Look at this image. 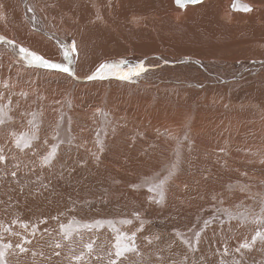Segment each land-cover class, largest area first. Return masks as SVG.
I'll list each match as a JSON object with an SVG mask.
<instances>
[{
	"label": "bare ground",
	"instance_id": "1",
	"mask_svg": "<svg viewBox=\"0 0 264 264\" xmlns=\"http://www.w3.org/2000/svg\"><path fill=\"white\" fill-rule=\"evenodd\" d=\"M17 1L21 5L18 15L20 17L21 14L20 21L23 23L22 27H25L24 37L10 34L9 38H18L22 44L33 48L50 60L56 53H60L58 63H62L64 58V46L77 41L79 60L76 61L77 53L73 52L71 67L75 75L70 77L66 73L55 70L27 67L13 49L0 44V55L13 58L16 64H23L26 67L13 64L22 70L13 68L10 75L7 76H3L0 71V98L9 97L10 92L6 91L7 89L13 90L17 94L23 92L35 94L37 91V95L43 100L38 104H42V113L50 122L46 126L47 129L57 125L59 122L58 113L62 109L59 103L68 99L72 117L82 124H72L75 135L72 142L74 145L71 147L61 146L58 150L61 154L68 153V161L62 158V161H66L68 165L59 171L63 175L62 178L56 175L55 170L49 168L37 167V170H32L36 165L33 164L34 160L29 156V152L21 157L18 153H14L13 146L11 150L10 145H7L10 141L6 131L10 126L4 125L7 128L5 129L6 137L1 145H7V148L3 149L7 165H12L17 169L28 168L31 173L26 175L24 171H20L19 176H16L18 180L14 181L11 178L5 179L6 177L1 179L6 186L0 189V214L2 206L12 209V211H18L24 217L33 215L40 207L49 205L60 207V200L64 199L58 198L56 202L53 200L57 197L58 192L68 190V187L63 186L62 179H69L71 184L74 179H95L92 199H98L99 196L103 199L109 197L105 195V190L102 193L97 190V185L102 186L104 179H110L109 177L125 179L124 177H128L127 179L134 180L135 177L127 175V173L137 172L136 165L144 162L137 156L141 148H138L140 147L138 143L139 146H129V143L118 142L120 134L126 132L119 127L120 125L135 129L134 132L144 131L143 129L150 130L141 141V143L146 142L147 145L154 140L155 132L165 130L168 134L178 135L180 130L187 126L190 135L185 141V146L189 148L190 153L194 152L195 146H199L205 156L197 158L189 153L179 155L176 162L171 165L191 169L190 172L183 173L179 179L193 180L198 172L200 177L206 174L207 178H210L212 174H217L219 167L222 168V166L227 169L225 174H229L231 179H240L244 174L252 179L262 178L253 175L250 167L256 168L255 164L264 160V91H262L264 90V54L260 58L247 62L238 63L234 59H243L244 54L253 47H259L264 53V0H238L249 6L251 10H237L239 13H234L232 16L225 14L226 6H229V12L235 11L230 9L232 1L228 2L227 0L223 4L224 0H202L200 3L190 4L184 8L186 10L174 8L173 0ZM0 4L3 5L0 17L6 19L5 28L14 29L17 24L14 16L5 9L3 0ZM29 7L33 9L32 12L28 11ZM43 11L48 14L49 18ZM55 12H58L59 15L51 16ZM163 13L168 14V16L165 15L166 19L175 22L181 35H174L172 28H166V22L161 19ZM192 18L195 19L190 22ZM49 20L51 22L53 20L58 25L55 27V32L51 31L52 25ZM197 21L199 22L198 26ZM186 23L191 25L187 24L189 33L183 36L185 28L182 26H186ZM168 25L170 26V24ZM230 27L231 29H228ZM31 28H34L36 33L48 37V40L42 41L41 36L33 33ZM243 29L251 30V32L242 33ZM165 30L168 32L166 37H164ZM217 30L220 33L219 43L196 42L200 47H195L196 44L191 41L195 35L199 36L203 32L213 34L217 33ZM222 30L224 31L222 32ZM6 39L8 38L6 37ZM162 46H166L168 49V46L172 47L176 53L184 55L183 58L161 52ZM193 47L196 50L199 49V53L206 54L202 55L205 58L211 56L212 59L230 62L223 67L218 66L215 61L200 62L197 55L185 52ZM133 54H152L155 57L134 59ZM119 55L123 56L119 57ZM116 56L119 58L114 61L126 59L128 66L143 61L151 70L131 82L115 78L87 79L100 63ZM124 71H127V67L124 68ZM18 72L25 75L26 83L20 84L12 78V74ZM4 82H7L8 87L3 86ZM259 91H262L260 95L257 94ZM22 95L24 96V94ZM13 100L16 106L10 116L16 118L25 109V103L20 99L14 98ZM100 109H103L109 117L112 116L118 125L112 139L106 136L107 142L102 144L103 153L101 154L100 149L89 142V136L76 135V132L80 133L81 129L88 125L87 118L93 112H99ZM125 120H129L131 123L125 122ZM17 122L19 126L27 124L25 120L21 122L17 119ZM144 124L147 125L146 128L142 127ZM41 129L43 126H40ZM173 148L174 146L170 142L165 143L162 139H158V145L153 150L159 151L162 159L152 153L151 158H148L144 165L151 169L144 174L158 170V164L161 162L167 164L171 154L178 152ZM223 150L225 155H218ZM124 159L125 163L123 164ZM216 159H220L221 162ZM69 169L75 170L74 175L69 173ZM217 176H221V174H217ZM7 178L9 177L7 176ZM49 180H52V183ZM128 182V180H124V183ZM81 183L87 184L86 180L76 182L80 187ZM188 185L190 188L191 184L188 183ZM102 188L104 189L103 186ZM210 188L207 187L208 192H210ZM185 189V187L182 188V191ZM212 190L214 191L213 188ZM167 193L166 204L171 200L174 204L184 201L182 195H178L174 200L171 197L173 193L168 191ZM128 196L127 199L134 206H130L131 209L135 208L134 210H136L141 196H136L134 193ZM185 201L187 205L196 201V206L192 210L189 209L188 213H182L180 216L182 221H186L195 210L202 209L204 205L199 201L197 194L190 196ZM121 202L109 199L104 207L110 209L109 214H112L117 210L116 208L121 207ZM70 204L77 205L75 201L68 202V205ZM89 208L95 213L92 216L102 215L94 208ZM47 212L53 214L57 211L50 208ZM4 214L11 215L8 210ZM142 233L143 237L151 236L152 238L151 229ZM152 241L148 247L143 243L141 251L148 253V256L151 255V261L155 264H163V255L170 258L171 252L177 249L178 243L173 239L166 241L163 236H160ZM178 253L176 254L178 255ZM155 255H158L157 259L154 258Z\"/></svg>",
	"mask_w": 264,
	"mask_h": 264
},
{
	"label": "rangeland",
	"instance_id": "2",
	"mask_svg": "<svg viewBox=\"0 0 264 264\" xmlns=\"http://www.w3.org/2000/svg\"><path fill=\"white\" fill-rule=\"evenodd\" d=\"M1 1L2 0H0V2ZM3 1L5 2V9L8 10V12L14 16V19L17 24L15 25L14 29H10V28L7 29L4 26V22L6 21V19L0 18V24H1L0 36H3L5 38L7 37L8 39H11L9 38L10 34H13V36L16 37H24L23 32L25 27H22L23 23L20 21L21 14L20 17L18 15L21 6L19 4V1L17 0H3ZM227 1L231 2L232 0H227ZM224 2L225 0L222 2V4ZM189 5L190 4H187L185 7L181 8L175 4L174 0L172 2V6L180 10H186L184 8H186ZM2 9H3V5L0 4V11H2ZM43 13L47 18H49L48 14L45 11H43ZM234 13H239V11L235 10L229 12V6H226L225 14H229L230 16H232ZM57 15H59V13L55 12L51 16H57ZM165 15L168 16L167 13H163L161 15V19L166 22V28L167 29L172 28V33L174 35H178V34L181 35V33H179L177 26L175 25V22L173 20L171 21L169 19H166ZM194 19L195 18H192L190 22H192ZM49 23L52 25L51 31L55 32V27L58 25L53 20L52 22L51 20H49ZM168 24H170V26ZM187 24L190 23H186V26H182L183 28H185V32L183 36L188 35L189 33ZM198 24L199 22L197 21V26ZM31 29L33 33H36V30L34 28ZM228 29H231V27ZM223 31L224 30H222V32ZM241 31L242 33L251 32V30H244V29ZM216 32L217 33H213V34L212 33L207 34L206 32H203L199 34V36L195 35V37H192L191 41L195 44L196 42L219 43L220 33L218 32V30ZM167 33H168L167 30H165L164 37H166ZM36 34L41 36L42 41L48 40V37H46L45 35L39 33ZM11 40H14L16 43L20 44L21 46L27 47L30 50L35 51L33 48L22 44L18 38ZM75 44L77 47V41L75 42ZM183 46L186 47L185 44H183ZM168 47L169 49L166 46H162L160 51L164 53H168L172 56H178L179 58H183L184 55H180L176 53V51L172 47L170 46ZM195 47H200V46L199 44H196ZM195 47H193V49L191 50H186L185 52L191 55L193 54L197 55L196 57L199 58L200 62L206 60L215 61L218 64V66L221 67L227 66L230 62V61L212 59L211 56L210 58H205L202 55H206V54L199 53V49L196 50ZM262 52L263 51H261L259 47H253L251 50L247 51L244 54L243 59H234V60L238 63L247 62L248 60H254L262 57L264 54ZM2 56L5 55H0V71H2L3 76L10 75L11 70L13 68H18L22 70L21 68L17 67L19 65L15 63V60L13 58H9L7 56L2 57ZM120 56L123 55H119V57ZM119 57L116 56L113 59H106L105 61L113 62ZM133 57L134 59H146V58L155 57V55L133 54ZM78 60H79V50L76 57V61ZM124 60L126 61V59ZM51 61L59 62L60 53H56L51 59ZM64 62L65 60L63 58L62 63ZM44 72H49V71H44ZM12 78L20 84L27 82L25 75L21 74L20 72L13 73ZM6 91L10 92L9 97L0 98V105H7L6 113H7V117H10V119H7L5 124H8L10 128L6 131L5 129L7 128L4 126L5 124L0 125V149L5 150L7 148V145L8 146L10 145L9 147L12 150L13 145L9 135L10 132L13 131L17 133L28 132L29 134H31L33 128L28 124V121L32 119V115L29 113L30 112L37 113L35 119V123L39 125V128L37 130V139L32 142L31 148L25 149L24 151H20L13 146L14 153L16 154L18 153L21 157H23L25 156L26 152H29V156L32 157L34 160L33 164L36 165L32 170L34 171L37 170V167L49 168L50 170H55L56 175L59 178H62L63 175L59 171L68 167L66 163V161H68V153L65 152L61 154L59 153L58 150L61 148V146L71 147L72 145H74L72 144V142L74 140L75 135L73 134L72 124L73 123H78L79 125L82 124L79 121L74 120V118L72 117V112L70 109V104L68 99H64L59 103V105L62 106V109L58 113L59 127L58 129H56L58 135L56 139H53V133L55 127L54 128L50 127V129H47L46 126L50 124V122L42 113L43 112L42 104H38V102H42L43 100L41 97L37 95V91H35V94L34 93L29 94L27 92L17 94L13 90L11 91L8 89ZM262 91L257 92V94L260 95ZM22 94H24V96ZM14 98L20 99L23 103H25V109L22 110V112L16 117L21 122L25 120L27 122V124L25 122L26 124L25 126L17 125L18 124L17 119L15 117L12 118L10 116L12 115L14 108L16 106L13 100ZM87 120H88V125L83 129H81L80 133L76 132V135L79 136L82 134L84 136L85 135L89 136L90 138L89 142L92 145H94L97 149H100V154H101L103 153L102 150L103 147L101 146L102 144L107 142L106 136H109L110 139H112L116 134V128L118 127V125L116 124L112 116L109 117L107 114L105 115L103 109L102 110L100 109L99 112H93L87 118ZM125 122H130V121L125 120ZM40 126H43V129L40 130ZM119 127L121 129L126 130V132H122L120 134V137L118 138L119 143L122 144L129 143V146L140 145V147L138 148H141L139 149L137 156L140 159L144 160V162H141L138 165H136L137 172L127 173V175H133L135 179L134 180L127 179L128 177H124L125 179H118L117 177L113 179L111 177H109L110 179H104V181L102 182V186L104 187V189L102 188L101 185L98 184L97 190L99 193H102L103 190H105V195L109 197L107 199L106 198L103 199L102 197L99 196L98 198L99 200L91 198L94 195L93 182L95 179H74L72 184L69 179H62L63 186L68 187V190L67 191L63 190V192H58L57 197L53 200V202H56L58 198L64 199V200H60V207H56L54 205L40 207L34 212L33 215H29L28 217H24L18 211H12V209H8L7 207L2 206L0 221L4 222L5 226L10 227L12 231L20 233L21 236H24L31 241V243L23 245L28 249V251L25 253H20L19 249L15 248V244L20 241V236L3 233L4 239L0 241V243L13 244V248L10 249L7 254L8 264H75L74 261H70L69 259L68 244L70 242L63 241L62 237L59 235V224L60 223L66 224L73 217H75L77 220L82 222L111 219L115 222L116 227L119 228L121 231L135 230L137 226L139 227L140 221L142 220L144 222V227L142 231L137 233V241H136L138 251L140 254L138 256L137 255L135 256V254H127L128 258L124 261V264H155L152 263L151 261L152 259L151 255L148 256V253H143L141 251L142 249L141 247L143 246V243L144 246L146 247H148L149 245L148 239H145V237H143L142 235L143 234L142 232H144L147 229H151L152 238L163 236L166 239V241H170L171 239H173L174 242L178 243L177 249L171 252L172 254L170 255V258L167 257V255L165 254L163 255V259H164L163 264H171V263L172 264H201V263L222 264V262L223 264H235V262H239V264H264V245H262L259 241H257V243L253 246L252 250L250 251L243 249L240 252L235 251V249L239 246L241 242L244 241L245 238H247L250 241L251 236L254 235L257 230H264V225H258L251 222L253 217H256L260 213L261 208L264 207V166H262L264 164V160L260 163H256L255 164L257 166L256 168L250 167L251 173L255 176L262 177L260 179L248 178L247 175L245 174L242 175L240 179L239 178L231 179L229 174H225L227 169L223 166L222 168L219 167V172L217 173V174H221V176H217V174H212L210 178H207V175L204 174L202 177H200V173L198 172V175L195 176L193 180L179 179L181 178L183 173H185L186 171L189 172L191 171V169H189L188 167L173 168V165L171 164L176 162V159L178 158L179 155H186L189 153L197 158L199 157L204 158L205 156L201 152L202 149L201 147L195 146L194 152L190 153L189 148L185 146V141L190 135V130H188L187 126L183 127L178 135L168 134L165 130H161L160 132H155L154 140L149 145H147L146 142L141 143V141H143L144 139L145 134H147L150 131L147 129H143L147 127L146 124L142 126L143 128H137L144 130L141 132L140 131L134 132L135 129L126 128V125L124 126L120 125ZM5 131L8 134V140L10 141V143L7 145H1L4 138L6 137ZM185 137L187 138L185 139ZM158 139H162L165 143L170 142L171 144H173L174 146L173 149L178 151L179 155H177V153L171 154L170 161L167 164H163V162H161L158 164V170H153L148 172L147 174H144L145 172L151 169V167L149 166L145 167L144 165L148 161V158H151L152 153L158 155L157 157L162 159L161 155H159L160 152L153 150L158 145ZM53 144L58 145L54 158L52 159L50 164L42 165L41 160L43 156H45L47 152L51 150ZM218 155H225V151L224 150L221 151L220 153H218ZM62 158H65L66 161H62ZM216 161L221 162L220 159H216ZM6 162L7 161L5 157V160L2 163H0V189L5 188L6 186L4 182L1 180L2 178L3 179L5 177H6L5 179L11 178L12 181H14V180H18L16 176L17 177L19 176L20 171H24L26 175L27 173L29 174L31 173V170H29L28 168L25 169L24 167L21 168L19 166L20 169L19 168L17 169L12 165L8 166ZM95 163H97V161H95ZM124 163H125V159L123 160V164ZM249 165L253 166L254 164H249ZM109 167L111 168V166ZM170 171L172 173L171 175H170ZM12 172H15L16 175L13 176L11 174ZM69 173L74 175L75 170L69 169ZM7 176L9 178H7ZM150 178H154V180ZM82 180H86L87 184L81 183V187H80L76 184V182H80ZM124 180H128L129 182L124 183ZM160 180H165L166 186L164 185V191L166 190V192H164V201L161 204H157L155 203V200L158 199L159 197L155 193L148 191V185L151 182H158ZM49 181L50 183H52V180ZM188 183L191 184L190 188ZM18 185H20V183H18ZM217 186L218 188L219 187L220 188L218 189ZM184 187L186 189L185 191H182V188L184 189ZM207 187H211L210 192L207 191ZM212 188L214 189V191L212 190ZM167 191L171 194L173 193L171 197L174 200L177 199L178 195L184 196V201L180 204H174L173 201L171 200V202L167 201L166 204L165 199L167 198L166 197ZM132 193H134L136 196L137 195L141 196V199L139 200L140 202L138 201L137 203L138 208L136 210H134L135 208L131 209L134 206L133 204H131V201L127 199V196ZM196 194L199 197V201L204 204L203 208L198 211L195 210L187 219L189 221L187 220L182 221L180 218V216H182V213L184 214L188 213L189 209L192 210L196 206V201L192 202L190 205H187L185 199L189 198L192 195L194 196ZM120 197L121 199H119ZM125 197L126 199H124ZM109 199L111 201H114L116 199L117 202H121L122 199L124 200V201L122 200L121 202L122 203L121 207L119 206L118 207L119 209L116 208L117 210L114 211L112 214H109L110 209L104 207L108 203ZM71 201H75L77 205H73V204L68 205V202ZM229 201L231 204L229 203ZM89 207L94 208L99 214L102 215L96 217L92 216L95 213H93V211H91ZM123 207L125 208L123 209ZM50 208L54 209L58 213L56 212L53 214H49L50 212H47V210ZM225 209H227L228 212H231L233 214H237L241 212L246 213L248 219L244 220L242 224L240 219L229 220L228 215L225 212ZM7 210L10 211L11 215L4 214L5 211ZM134 211L139 213V217H140L139 220H137L133 215ZM180 211H182L181 214ZM53 217H57V219L54 220L52 219ZM14 218H18V223L16 225L11 224V221ZM121 219H131L133 221V224L120 225L119 220ZM41 220H43L44 223H40ZM205 221H208V223L205 224L204 223ZM20 222L27 223L29 225L28 229L25 230L23 228H20L19 227ZM33 226L36 227V232L34 234H32ZM46 229L47 231H45ZM177 232L181 233V238H177L176 236ZM196 232L200 233L199 238L196 237L195 235ZM49 233H51V235H49ZM161 233H164L165 235ZM82 236H83V241L86 242V241L94 240L97 242V244L102 242L105 244L106 248L110 246L109 241L114 243V233H112L107 228V226L100 229L99 231H95V230L91 232L84 231L82 232ZM148 238H151V236ZM79 240L80 238L78 236L73 237V241L79 242ZM185 240L190 243L191 248L189 247V244L183 242ZM56 241H61V243L64 245V248L57 250L54 247H52V245ZM73 247L77 253L80 252L82 250V242L73 243ZM226 247L228 249V255L224 254ZM55 251L61 252V255L55 256L51 254ZM96 251L99 252L100 249L96 248ZM33 252H36L37 255L33 256L32 255ZM175 252L176 253L179 252L178 255ZM41 253H43V255H41ZM140 255L143 257H141ZM157 256L158 255H155L154 258L156 257L157 259L158 258ZM86 260L89 262V264H107L106 259L101 262L93 259L92 257L86 256Z\"/></svg>",
	"mask_w": 264,
	"mask_h": 264
},
{
	"label": "snow or ice",
	"instance_id": "3",
	"mask_svg": "<svg viewBox=\"0 0 264 264\" xmlns=\"http://www.w3.org/2000/svg\"><path fill=\"white\" fill-rule=\"evenodd\" d=\"M201 0H175V3L178 7H185L187 4H196L200 3ZM233 8L235 10H242V11H250V7L247 5H237L234 3ZM29 12H32V8H28ZM2 18V17H0ZM99 18V17H98ZM33 19L35 17L33 16ZM0 44H4L6 46H9L11 49H13L18 55L19 58L24 62V64L28 67H36V68H45L48 70H55L60 73H66L68 76L72 77L75 75L74 70L71 67V54L73 52L78 53V49L76 47L75 42L73 41L70 45H65L63 49V57L64 60L68 63H58L53 62L49 59L44 58L42 55L38 54L37 52L30 50L27 47L21 46L20 44L16 43L14 40L6 39L3 36H0ZM127 67V71H124V68ZM150 67L147 66L143 61L136 63L135 65L128 66L127 61L121 59L118 61H106L99 64V66L95 69L94 72H92L87 79L88 80H105L109 78H115L120 81H128L131 82L134 79H137L144 74L148 73L150 71ZM4 87H8L7 82H4ZM7 105H0V125H4L7 119H10V117H7L6 113ZM32 119L28 121V124L32 126L33 131L31 134L28 132H20L17 133L15 131L10 132V138L12 141V145L20 150L24 151L25 149H29L32 146V142L37 139V130L39 128V125L35 123L36 119V113H31ZM106 115V114H105ZM59 123L54 128L53 133V139L57 138L58 133L56 132V129H58ZM187 137H185L186 139ZM58 145L53 144L51 147V150L47 152L45 156H43L41 160L42 165H48L54 158L56 154V149ZM102 147V146H101ZM3 149H0V163H2L5 160V155L3 154ZM177 155L179 153L177 152ZM175 165H173V168ZM13 176L16 175L15 172L11 173ZM170 171V175H171ZM154 180V178H150ZM164 185L165 180H160L158 182H151L148 185V191L155 193L159 198L155 200V203L161 204L164 201ZM243 190V189H242ZM225 212L228 215L229 220H235L240 219L241 224L244 222V220H247L248 217L246 213H237L233 214L231 212H228L227 209H225ZM133 215L137 220L140 219L139 213L133 212ZM52 219H57V217H53ZM252 223L258 224V225H264V207L261 208L260 213L253 217L251 220ZM18 223V218H14L11 221L12 225H16ZM40 223H44L43 220L40 221ZM205 224L208 223V221L204 222ZM120 225H132L133 221L131 219H121L119 220ZM107 226V228L114 233V243L109 241V247L106 248L104 243L97 244L96 241L90 240V241H83L82 232L88 231L91 232L93 230L99 231L100 229ZM19 227L23 228L25 230L28 229L29 225L27 223L20 222ZM144 227V222L141 220L139 227H136L135 230L130 231H121L119 228L116 227V224L113 220H93L91 222H82L77 220L75 217L70 219L66 224L60 223L59 224V235L62 237L63 241L70 242L68 244V252H69V259L70 261H74L75 264H89V262L86 260V256L92 257L93 259L97 261H104L106 259L107 264H124V261L128 258L127 254H135L139 255L138 247H137V233L142 231ZM47 231V229L45 230ZM36 232V227H32V234ZM3 233H8L9 235H15L20 236V241L15 244V248L19 249L20 253H25L28 251L26 247L23 245L31 243L30 240H28L26 237L21 236L20 233L12 231L10 227L5 226L4 222L0 221V241L4 239ZM51 235V233H49ZM196 237L199 238L200 233H195ZM78 236L80 238L79 242H82V250L80 252H76L73 243H79L78 241H73V237ZM177 238H181V233H176ZM145 239H148L149 244L152 242V239H158V237L148 238L145 237ZM259 241L262 245H264V230H257L254 235L251 236V240L249 241L247 238L244 239L243 242L239 244V246L235 249L236 252H240L243 250H252L253 246ZM186 244H189V247L191 248V245L188 241H183ZM55 249H61L64 247V245L61 243V241H56L52 245ZM13 248L12 243H0V264H8L7 261V254L10 249ZM96 248H99L100 251L97 252ZM225 255H228V249L225 248L224 251ZM33 256H36L37 253L33 252ZM43 255V253H41ZM53 255L60 256L61 252L55 251L53 252ZM223 264V262H222ZM235 264H239V262H235Z\"/></svg>",
	"mask_w": 264,
	"mask_h": 264
},
{
	"label": "water",
	"instance_id": "4",
	"mask_svg": "<svg viewBox=\"0 0 264 264\" xmlns=\"http://www.w3.org/2000/svg\"><path fill=\"white\" fill-rule=\"evenodd\" d=\"M201 1H202V0H201ZM174 2H175V0H174ZM234 3L237 4L238 6H239V5H246V4H244V3H242V2H240V1H238V0H232V2H231V4H230V9H232V10H235V9L233 8ZM175 4H176V3H175Z\"/></svg>",
	"mask_w": 264,
	"mask_h": 264
},
{
	"label": "crops",
	"instance_id": "5",
	"mask_svg": "<svg viewBox=\"0 0 264 264\" xmlns=\"http://www.w3.org/2000/svg\"><path fill=\"white\" fill-rule=\"evenodd\" d=\"M6 56V55H5ZM8 57V56H7ZM10 58V57H9ZM17 65H19V66H23V64H17ZM23 67H25V66H23ZM28 67V66H27ZM34 68H36V67H34ZM38 69H45V68H38ZM45 70H47V69H45Z\"/></svg>",
	"mask_w": 264,
	"mask_h": 264
}]
</instances>
